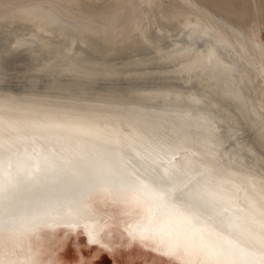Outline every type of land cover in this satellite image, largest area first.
<instances>
[{"label":"water","instance_id":"95a60500","mask_svg":"<svg viewBox=\"0 0 264 264\" xmlns=\"http://www.w3.org/2000/svg\"><path fill=\"white\" fill-rule=\"evenodd\" d=\"M16 55L3 63V92L43 94L72 80L33 78L38 65ZM95 79L122 92L190 84L143 68ZM98 113L0 101V264L95 258L84 237L114 253L104 264H264V171L240 151L235 128L200 110L201 134L173 140Z\"/></svg>","mask_w":264,"mask_h":264},{"label":"bare ground","instance_id":"6f19581e","mask_svg":"<svg viewBox=\"0 0 264 264\" xmlns=\"http://www.w3.org/2000/svg\"><path fill=\"white\" fill-rule=\"evenodd\" d=\"M80 1L0 0V78L8 74L3 63L7 66L14 53L21 57L13 61L38 65L33 78H72L70 84L49 86L43 94L0 89V101L31 108L93 109L114 123L156 136L167 133L173 140L180 134H201L195 117L202 110V116L217 124L227 123V130L235 128L232 135L240 151L249 153L253 169L264 171V37L252 43L179 0H115L109 10L95 12L86 11L90 6ZM191 1L247 34L264 32V0ZM142 68L178 73V79L190 84L124 92L91 85L97 76ZM166 107H182L189 116L164 111ZM202 132L211 129L205 124ZM225 136L231 133L216 134L220 146ZM43 239L38 252L46 248ZM42 260H48L44 254Z\"/></svg>","mask_w":264,"mask_h":264},{"label":"rangeland","instance_id":"374dc122","mask_svg":"<svg viewBox=\"0 0 264 264\" xmlns=\"http://www.w3.org/2000/svg\"><path fill=\"white\" fill-rule=\"evenodd\" d=\"M74 1H80V0H74ZM187 5H191L197 9H199L200 11L210 15L211 17H213L214 19H216L217 21H219L220 23L228 26L229 28L233 29L234 31H236L237 33H239L242 37L246 38V40L252 42V43H255L259 40H261L263 37H264V32H261V31H257L256 33L255 32H252L250 34H247L245 33L242 29L234 26L233 24L229 23L228 21L222 19L221 17H219L218 15H216L215 13L207 10L205 7L201 6V5H198L194 2H192L191 0H179ZM81 4L83 6L85 5H89L90 8L86 11H107L110 9V6L114 5L115 3V0H103V2H99V1H94V0H82L80 1ZM96 2V3H95ZM263 16H264V11H263ZM252 39V40H251Z\"/></svg>","mask_w":264,"mask_h":264},{"label":"snow or ice","instance_id":"6c2138e0","mask_svg":"<svg viewBox=\"0 0 264 264\" xmlns=\"http://www.w3.org/2000/svg\"><path fill=\"white\" fill-rule=\"evenodd\" d=\"M75 236H70V240H74ZM85 242L91 245V253L95 254V258H90L87 254H85V259L81 261L79 257L73 260H63L59 259L58 264H104L105 258H110L114 253L111 252L108 248L98 247L96 245L90 244V240L88 237H84ZM64 247L61 244L58 248ZM66 250V249H65Z\"/></svg>","mask_w":264,"mask_h":264}]
</instances>
